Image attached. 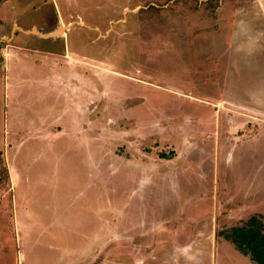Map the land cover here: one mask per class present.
<instances>
[{"label":"rangeland","instance_id":"374dc122","mask_svg":"<svg viewBox=\"0 0 264 264\" xmlns=\"http://www.w3.org/2000/svg\"><path fill=\"white\" fill-rule=\"evenodd\" d=\"M54 1L26 41L75 76L0 55V264H254L218 232L264 224V0H11L0 51Z\"/></svg>","mask_w":264,"mask_h":264},{"label":"crops","instance_id":"0c3cea01","mask_svg":"<svg viewBox=\"0 0 264 264\" xmlns=\"http://www.w3.org/2000/svg\"><path fill=\"white\" fill-rule=\"evenodd\" d=\"M6 3V5H9L10 4V2H11V0H0V4L1 3ZM46 3H48V2H45L44 4H46ZM54 3V5H55V8L57 9V12H56V16H55V19H54V24H53V26H56V28H53V26L52 27H50L49 29H47V30H45L44 29V27H46V26H48V24H50L51 22H48V23H46V21H45V23H44V21H42V19L41 20H34V21H29V23H28V25L27 26H21V25H19L18 23H17V21L16 20H12L9 24L11 25V26H14V27H16L17 28V26H19L18 27V29H21V30H19L20 32H22L21 33V35H17L16 36V34H14V32H13V34H11V36H12V40H13V42L11 43V44H9V45H7L4 49H3V51L1 52L0 51V55H1V53H3V58L5 59V63H4V69H6L7 68V66H8V63H9V60L14 56H16V53L14 52L15 50H20V51H23V52H25V54L23 55V56H26V58L28 57V52H31V51H34V52H36V53H39V54H47V56H48V58H49V60L51 61L50 63H52L53 65L52 66H54L55 67V71H57V69H59L60 70V72H58L57 73V76L58 77H61V79H62V77H64V80H66V78L69 76V77H73V76H75L74 74H66V71H62L61 70V64H63L64 62H65V60L67 59V53H66V50L64 51V53L63 54H57V53H53V52H51V51H43V50H40V49H32L31 48V45H30V42H28V41H26V36H28V35H31V34H33V33H31V30L32 31H34L35 30V34H33V35H35V36H38V37H40V38H42V39H47V38H50L51 36H49V35H54L55 33L54 32H56V30L61 26V24H60V20L61 19H63L62 18V13H60V11H59V8H58V6H57V2L56 1H54L53 2ZM41 5L40 6V8H41V10L42 11H44V10H46L47 8H45L44 6L45 5ZM9 7L10 8H12V5L10 4L9 5ZM262 7V8H261ZM259 8H260V10H263V6H259ZM46 14V11H44V13H43V16ZM263 14H264V11H263ZM61 18V19H60ZM1 20V19H0ZM44 20H46V18L44 19ZM235 25H240V21L238 20V21H235V23H234ZM51 25V24H50ZM10 26V27H11ZM13 27V28H14ZM12 28V29H13ZM27 31H29V32H27ZM62 34L63 33H65V30L64 29H62ZM52 38H58V40H62L63 42H64V38H63V35H61V34H57L56 33V36L55 37H52ZM64 49H66V47L64 48ZM59 50V49H58ZM60 51V50H59ZM27 52V53H26ZM32 53V52H31ZM22 56V55H21ZM13 57V58H14ZM64 59L63 61L61 60V59ZM44 61H47L46 59L45 60H43V58L41 57V56H37L36 58H35V60H34V62L35 63H39V64H41V63H43ZM71 75V76H70ZM73 75V76H72ZM73 86V85H72ZM73 87H75V89L77 90V87H76V85H74ZM64 91L66 92L67 91V86H66V89H64ZM91 94H92V96H93V91L91 92ZM4 154V157H5V153H3ZM7 165H9L8 164V161H7ZM193 212L194 211H192L191 213L193 214ZM180 217H182L181 215H179ZM191 216V215H190ZM145 229H147V227H144ZM143 228V229H144ZM180 228H183L182 226L180 227V226H177V227H172V228H169L168 226L167 227H162L161 229L159 228V229H156V230H154V235H155V237H154V240H152L151 239V236L149 237L148 236V234L147 233H150V232H144V230H143V232H140V236H142V238H143V236H144V241H145V244H143V243H139L140 244V247H137V245H135V248L134 249H136V250H138L139 251V255H140V257L142 258V260H143V258H145L146 257V259L148 258V257H153L154 256V251H157V252H161L162 253V250H165L166 248V246H169L168 245V243H170L171 245H172V243H175V241H177L178 239H179V237H181V236H183L184 237V240H182V241H184V242H186V244L185 245H183L182 247H187L188 245H189V242H188V240H189V233H190V231L188 232V231H185V229H180ZM200 231L198 230L197 232H195V233H191V234H193L195 237H197V234H200L199 233ZM211 234V233H210ZM140 236H138V238L140 237ZM187 236H188V238H187ZM148 237V238H147ZM192 237V236H191ZM187 238V239H186ZM224 238V237H223ZM177 239V240H176ZM225 239V238H224ZM175 240V241H174ZM193 240H195V239H193ZM226 240V239H225ZM170 241V242H169ZM179 241V240H178ZM177 241V242H178ZM172 242V243H171ZM161 243V246H163V248H162V250H159L161 247H160V244ZM231 243V242H230ZM130 244H131V242H130ZM183 244V243H182ZM181 244V245H182ZM232 244V243H231ZM126 245V244H125ZM132 245V244H131ZM145 247V248H144ZM157 247H159V248H157ZM145 249V250H144ZM166 250H169V248H167ZM180 250H184L183 248H181L180 247ZM195 250H198V249H196L195 248ZM142 251H145L144 253L142 252ZM181 252H184V251H181ZM158 254V253H157ZM167 253H164V258L167 256L166 255ZM196 254V253H195ZM148 255H150V256H148ZM178 255V254H177ZM135 258V257H134ZM180 258V257H179ZM196 258L197 257H193L192 259L193 260H196ZM136 259V258H135ZM192 259H190L188 256L187 257H185V256H183V257H181V259L179 260V259H176L177 261H179V264H183V263H185V264H189V262L192 260ZM158 262H160L161 261V259H156ZM166 260L167 259H164V261L166 262ZM186 261V262H185ZM251 261V260H250ZM87 262L89 263L90 261H86L84 264H87ZM197 262H199V261H196V263ZM89 264H95L93 261H91V263H89Z\"/></svg>","mask_w":264,"mask_h":264},{"label":"trees","instance_id":"16d2710c","mask_svg":"<svg viewBox=\"0 0 264 264\" xmlns=\"http://www.w3.org/2000/svg\"><path fill=\"white\" fill-rule=\"evenodd\" d=\"M218 234L254 264H264V224L259 215L253 213L241 224L225 227Z\"/></svg>","mask_w":264,"mask_h":264}]
</instances>
